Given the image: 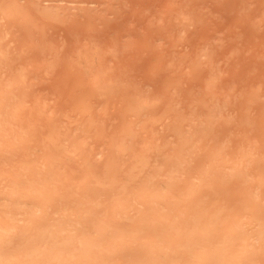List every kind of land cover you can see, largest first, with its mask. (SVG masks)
<instances>
[{
    "label": "bare ground",
    "instance_id": "obj_1",
    "mask_svg": "<svg viewBox=\"0 0 264 264\" xmlns=\"http://www.w3.org/2000/svg\"><path fill=\"white\" fill-rule=\"evenodd\" d=\"M0 264H264V0H0Z\"/></svg>",
    "mask_w": 264,
    "mask_h": 264
},
{
    "label": "rangeland",
    "instance_id": "obj_2",
    "mask_svg": "<svg viewBox=\"0 0 264 264\" xmlns=\"http://www.w3.org/2000/svg\"><path fill=\"white\" fill-rule=\"evenodd\" d=\"M98 23V22H97ZM99 24H102V25H105L104 23H99ZM91 28H94V33L92 34V36H96V35H98V36H96V37H94L93 38V42L95 43V45L96 44H99V42H100V38L102 37H100V35L99 34H97V30H99V28L98 27H96V26H91ZM108 27H106V29H107ZM82 28H79V30H81ZM94 45V46H95ZM97 46V45H96ZM97 53H100V50L99 51H97ZM102 57H103V52L102 53H100V54H98V55H95V59H94V61H95V64H98V66H99V68H101L102 67V62H101V59H102Z\"/></svg>",
    "mask_w": 264,
    "mask_h": 264
}]
</instances>
